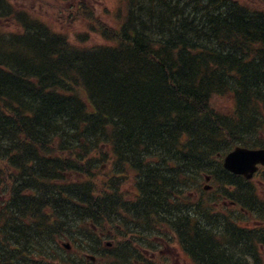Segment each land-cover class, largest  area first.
<instances>
[{"label":"trees","instance_id":"1","mask_svg":"<svg viewBox=\"0 0 264 264\" xmlns=\"http://www.w3.org/2000/svg\"><path fill=\"white\" fill-rule=\"evenodd\" d=\"M117 1L114 21L89 29L103 44L82 49L0 0V17L16 15L20 27L0 31V264H84L59 241L75 231L90 239L84 224L103 226L109 205L153 220L184 205L181 185L210 157L264 147L262 0ZM16 81L27 87L23 107ZM108 97L119 103L105 108ZM224 97L231 113L215 109ZM115 159L109 188L100 164ZM126 170L138 173L130 197ZM69 172L83 180L72 185ZM251 192L240 205L263 223L254 229L228 219L204 227L197 205L181 214L175 227L196 264H264V201Z\"/></svg>","mask_w":264,"mask_h":264},{"label":"rangeland","instance_id":"2","mask_svg":"<svg viewBox=\"0 0 264 264\" xmlns=\"http://www.w3.org/2000/svg\"><path fill=\"white\" fill-rule=\"evenodd\" d=\"M249 1L250 3H255L260 0H249ZM262 1L264 4V0ZM90 2L94 6L95 13L98 17L102 19L106 18V20L110 21V19L106 17V15L104 14L105 9L106 8L114 9L117 5V0H90ZM14 4L27 9L28 11H30L31 13L37 16L40 15V19H42L48 25H50L51 27H53L54 29H56L57 31L61 33L67 32L66 26L63 25L64 23H67L69 24L68 26H70L69 18L68 19L64 18V15H63L64 13L62 12L63 7L57 0H14ZM61 19H63V21ZM83 24H87V22L85 21L83 22ZM0 26L2 28H5V30L12 31V29H14V24H6V23L1 22ZM71 37L77 38V35L72 34ZM100 43L101 41L98 40L96 36H92L91 40L88 41L87 44L91 46V45H97ZM222 101L224 102L219 105H216L217 107L215 109L218 112H221V109L229 110L231 108L232 101L230 102L229 100H216L214 103H219ZM104 179L105 177H103V180H101L100 178L98 180L99 182H102L104 181ZM131 179L132 178L130 177L127 180V183L124 187L125 193L128 195V197L133 196V188L130 187ZM247 221H249L251 225H258V223H256L257 221L255 222L254 218L247 219L245 222L246 225H248ZM156 253L161 254L163 256L162 259L161 258L159 259L158 257L155 258L158 264H183L184 261H186L187 264H192L191 262L187 260L186 256L182 255V250L179 249L177 245L173 247H169L166 244L159 245L158 249L156 250Z\"/></svg>","mask_w":264,"mask_h":264},{"label":"water","instance_id":"3","mask_svg":"<svg viewBox=\"0 0 264 264\" xmlns=\"http://www.w3.org/2000/svg\"><path fill=\"white\" fill-rule=\"evenodd\" d=\"M264 165V151L237 150L227 160V168L237 174H243L250 177L256 170V165Z\"/></svg>","mask_w":264,"mask_h":264},{"label":"bare ground","instance_id":"4","mask_svg":"<svg viewBox=\"0 0 264 264\" xmlns=\"http://www.w3.org/2000/svg\"><path fill=\"white\" fill-rule=\"evenodd\" d=\"M20 82L19 83H22L23 81L19 80ZM92 82H96L97 84H99L98 80H93L91 79ZM17 81L15 83L16 85V89H17V92H13L15 98L20 102V107H23L26 105L25 103V100H26V92L25 90L27 89L26 85H20ZM96 84V85H97ZM111 97H108V98H104L105 99V102L103 103L104 107L105 108H108V106H112V105H117L119 102L118 101H113V103H111L110 101L107 102ZM95 212V211H94Z\"/></svg>","mask_w":264,"mask_h":264},{"label":"flooded vegetation","instance_id":"5","mask_svg":"<svg viewBox=\"0 0 264 264\" xmlns=\"http://www.w3.org/2000/svg\"><path fill=\"white\" fill-rule=\"evenodd\" d=\"M155 240L157 241L158 238L156 237ZM130 246H131V245H130ZM130 249H132V247H130ZM139 250H140V251H144V250H142L141 248H139ZM146 251H147L146 253H144V252L141 253V255H142L141 257H144V258L150 257V255L148 254V251H149V250H146Z\"/></svg>","mask_w":264,"mask_h":264}]
</instances>
